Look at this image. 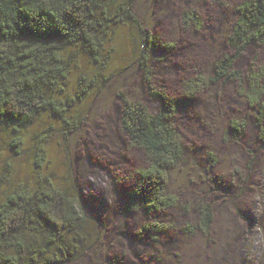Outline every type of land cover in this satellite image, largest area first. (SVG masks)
Masks as SVG:
<instances>
[{"label":"rangeland","instance_id":"rangeland-1","mask_svg":"<svg viewBox=\"0 0 264 264\" xmlns=\"http://www.w3.org/2000/svg\"><path fill=\"white\" fill-rule=\"evenodd\" d=\"M240 1L135 2L142 24L174 44L170 52H154L150 63L157 86L175 102L172 123L183 147L180 162L169 170L167 193L177 199L173 209L146 215L124 207L143 159L119 131L118 94L151 112L156 106L144 94L136 63L139 41L128 26L112 28L98 62L74 56L63 88L70 96L80 93L66 118L81 119L76 130L68 133L61 119L45 111L25 130L18 154L10 151L8 137L0 136V196L49 176L80 199L89 222L86 234L94 239L69 264H264V147L258 139V112L233 82L191 97L183 92L184 81L198 73L209 75L212 62L228 52L225 39ZM187 8L200 15V30L182 27L180 13ZM263 64L264 46H251L235 69L245 77L250 67ZM233 120L244 124L238 140L228 129ZM35 144L42 148L38 164ZM198 203L212 210L208 233H184V223L197 219ZM150 221L170 228L139 234Z\"/></svg>","mask_w":264,"mask_h":264},{"label":"trees","instance_id":"trees-1","mask_svg":"<svg viewBox=\"0 0 264 264\" xmlns=\"http://www.w3.org/2000/svg\"><path fill=\"white\" fill-rule=\"evenodd\" d=\"M136 0H0V136L7 138L13 154L23 145L25 130L48 111L61 119L65 130H76L81 119L67 120L79 94L70 96L63 85L77 54L98 62L111 30L125 25L139 41L136 63L151 112L140 101L119 93L118 128L129 148L142 153L143 163L134 173L126 193L125 209L146 215L168 211L177 205L167 193L169 170L181 160L183 147L172 123L175 102L161 90L150 67L154 52H170L174 44L163 41L145 27L135 12ZM184 29L200 30L195 9L180 13ZM228 52L212 62L211 73L183 83L188 96L220 83L237 84V93L258 112V139L264 147V64L249 68L246 76L236 62L251 46H264V0H242L225 39ZM74 48V50H69ZM228 129L238 140L244 129L230 121ZM34 136H37L35 134ZM38 164L42 148L33 146ZM197 219L184 223L187 234L206 235L212 223L208 204L196 205ZM88 220L80 199L57 187L44 176L32 186L16 185L0 196V264H69L91 246ZM170 227L159 221L143 224L139 234L162 233Z\"/></svg>","mask_w":264,"mask_h":264}]
</instances>
